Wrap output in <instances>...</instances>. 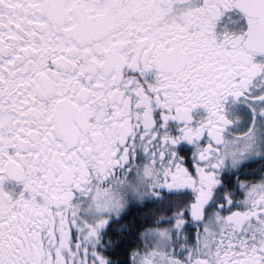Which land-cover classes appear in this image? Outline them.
Returning <instances> with one entry per match:
<instances>
[{"label": "snow or ice", "instance_id": "obj_1", "mask_svg": "<svg viewBox=\"0 0 264 264\" xmlns=\"http://www.w3.org/2000/svg\"><path fill=\"white\" fill-rule=\"evenodd\" d=\"M0 264H264V0H0Z\"/></svg>", "mask_w": 264, "mask_h": 264}]
</instances>
